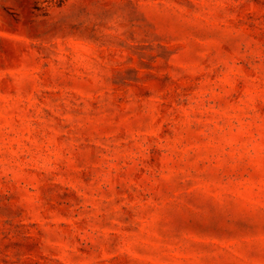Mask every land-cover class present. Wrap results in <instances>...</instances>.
<instances>
[{"label":"rangeland","instance_id":"1","mask_svg":"<svg viewBox=\"0 0 264 264\" xmlns=\"http://www.w3.org/2000/svg\"><path fill=\"white\" fill-rule=\"evenodd\" d=\"M0 264H264V0H0Z\"/></svg>","mask_w":264,"mask_h":264}]
</instances>
